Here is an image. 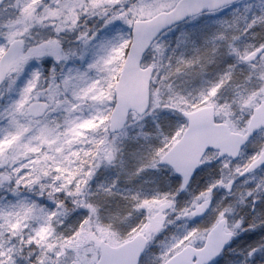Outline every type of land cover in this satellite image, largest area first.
<instances>
[{"label": "snow or ice", "instance_id": "obj_1", "mask_svg": "<svg viewBox=\"0 0 264 264\" xmlns=\"http://www.w3.org/2000/svg\"><path fill=\"white\" fill-rule=\"evenodd\" d=\"M0 264H264V0H0Z\"/></svg>", "mask_w": 264, "mask_h": 264}]
</instances>
